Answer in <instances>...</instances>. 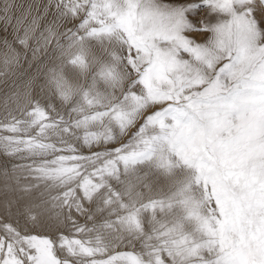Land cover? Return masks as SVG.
<instances>
[{"label":"snow or ice","instance_id":"1","mask_svg":"<svg viewBox=\"0 0 264 264\" xmlns=\"http://www.w3.org/2000/svg\"><path fill=\"white\" fill-rule=\"evenodd\" d=\"M13 7L0 264H264V0Z\"/></svg>","mask_w":264,"mask_h":264},{"label":"rangeland","instance_id":"2","mask_svg":"<svg viewBox=\"0 0 264 264\" xmlns=\"http://www.w3.org/2000/svg\"><path fill=\"white\" fill-rule=\"evenodd\" d=\"M11 3H13V11L12 15L14 17L13 22L18 17L22 18V23L27 24L33 16H37L38 13L42 12V7H38L46 2V0H10ZM0 3H2V0H0ZM204 10H201V15L203 14ZM22 13V14H21ZM43 23V22H42ZM4 25L2 22H0V36H2L4 33L2 32ZM9 28V32H11Z\"/></svg>","mask_w":264,"mask_h":264},{"label":"bare ground","instance_id":"3","mask_svg":"<svg viewBox=\"0 0 264 264\" xmlns=\"http://www.w3.org/2000/svg\"><path fill=\"white\" fill-rule=\"evenodd\" d=\"M22 14V13H21ZM19 20H23L22 18L18 17ZM17 21V18L15 19V21L13 22V24H15ZM24 23V22H23ZM11 30V29H10ZM3 99H4V90L2 88H0V110H2V105H3ZM17 195H19V193L13 191L11 189V187H9L8 189L5 188L4 186V181L2 178H0V201H3L6 198H14Z\"/></svg>","mask_w":264,"mask_h":264}]
</instances>
